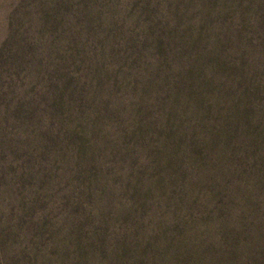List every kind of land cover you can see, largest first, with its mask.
I'll list each match as a JSON object with an SVG mask.
<instances>
[{
  "label": "rangeland",
  "instance_id": "374dc122",
  "mask_svg": "<svg viewBox=\"0 0 264 264\" xmlns=\"http://www.w3.org/2000/svg\"><path fill=\"white\" fill-rule=\"evenodd\" d=\"M0 264H264V0H0Z\"/></svg>",
  "mask_w": 264,
  "mask_h": 264
}]
</instances>
